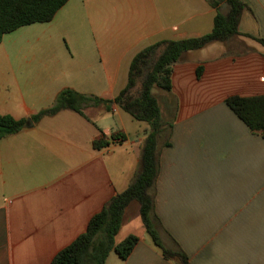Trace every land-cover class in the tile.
<instances>
[{"label": "crops", "instance_id": "crops-1", "mask_svg": "<svg viewBox=\"0 0 264 264\" xmlns=\"http://www.w3.org/2000/svg\"><path fill=\"white\" fill-rule=\"evenodd\" d=\"M121 1L67 0L51 20L23 25L0 41V85L13 87L0 91V113L24 118L26 124L0 138V264H50L138 170L141 144L151 130L146 121L137 138L128 141L124 128L99 123L104 104L86 105L83 114L65 108L32 120L55 103L63 88L99 97L106 91L113 97L121 89L116 90L114 65L103 48L79 46L75 40L84 31L64 27L70 21L89 25L108 7L114 16ZM145 1L151 15L144 32L124 41L129 45L125 51L133 48L130 60L150 38L200 36L213 26L216 9L208 0ZM241 1L239 33L183 52L172 66L170 90L156 95L161 126L154 214L163 245L180 248L190 264H264V139L225 102L232 95H264V45L257 40L264 39V0ZM171 6L182 11L174 23ZM219 9L226 12L228 6L222 1ZM18 37L23 39L18 42ZM51 37L61 40L49 47ZM67 39L72 45L66 48ZM42 41L48 44V60L40 76L30 78L27 70L34 59L25 48ZM213 44H218L214 54L198 57ZM89 53L92 58L83 57ZM5 69L10 79L2 78ZM120 110L111 107L119 118ZM110 131L125 139L100 149L92 146ZM132 209L134 218L127 214ZM132 218L142 222L136 200L126 207L119 228L125 232L115 241L134 234ZM136 235L126 258L111 257L110 251L105 264H177L163 256L147 231Z\"/></svg>", "mask_w": 264, "mask_h": 264}, {"label": "trees", "instance_id": "trees-1", "mask_svg": "<svg viewBox=\"0 0 264 264\" xmlns=\"http://www.w3.org/2000/svg\"><path fill=\"white\" fill-rule=\"evenodd\" d=\"M222 1L228 6L226 12L219 9ZM66 2L67 0H0V41L5 33L23 25L51 20ZM208 2L216 9L211 30L200 36L157 40L137 51L130 60L127 81L115 96H90L66 87L59 91L53 105L32 115V120L37 121L44 115L55 114L65 108L83 114L86 105L104 104L106 110L117 105L133 118L148 122L151 128L142 141L138 170L132 180L90 217L85 230L61 248L50 264H105L110 251L126 258L138 241V236L130 233L120 241H115V236L121 226L124 211L132 200L137 201L142 224L163 256L175 260L177 264H190L187 255L180 248L163 245L157 228L159 223L154 214L152 188L158 170L156 147L161 123L158 99L152 88L155 86L165 91L170 90L172 66L183 52L200 48L211 41L226 42L239 33L238 23L245 4L241 0ZM257 40L264 45V39ZM201 71V67H197V76ZM137 83L139 88L133 94ZM225 102L251 131L259 133L264 139V95H232ZM25 125L24 118L0 113V138L23 129ZM116 139L122 141L125 136L120 132L111 133L109 139L103 135L93 140L92 146L100 149L108 145L110 140Z\"/></svg>", "mask_w": 264, "mask_h": 264}, {"label": "rangeland", "instance_id": "rangeland-1", "mask_svg": "<svg viewBox=\"0 0 264 264\" xmlns=\"http://www.w3.org/2000/svg\"><path fill=\"white\" fill-rule=\"evenodd\" d=\"M111 10L112 8L110 7L106 8V10L103 11L102 13L103 17L90 21L89 25L86 24L85 26V23L70 21L64 27L65 30L67 31H70L71 28H74L75 32L84 31L82 35H80L79 38L75 40V42L79 41V46H81L84 42H86L87 48H90V50H92L91 47H93L94 44L100 45L103 48L104 57L106 58L107 62L109 61L111 65H114L111 72L115 76V79L117 81L116 90L118 91L120 88L124 86L127 80V71L130 61L128 54L133 51V48L128 49V51H125L127 46H129L125 44V42H132L135 39L134 37H139L144 32L146 17L151 15V7L146 4L145 0H122L121 5L120 6L118 5L116 7L114 16L110 15ZM221 10L224 11L225 9L222 8ZM155 13H157L156 7H155ZM181 14L182 11H177L176 8L171 6L170 18L172 23H174L173 21L177 20ZM153 25L155 27L156 22H154ZM27 37L28 36H26V38ZM22 39L23 37H18V42L21 41ZM156 39L157 38L153 37L150 38L149 41L147 42L148 44H150L154 42ZM57 40H61V38L60 39H57V37L49 38L47 40V42L49 43V47L53 45ZM143 42L146 43V41ZM64 45L67 48L68 46L70 47L72 44L69 41V39H67ZM214 45H218V44H213L211 48L204 50V52H200L198 57L207 58L212 54H214L213 52H216L215 49L216 47H218ZM47 46L48 44L46 43V41L37 42V43L34 42L33 45L26 46L25 48L26 51L24 50V46H18L17 51H20L21 53H24L25 51L29 53L31 56H33L34 60L31 66L27 70V73L30 76V78H38L42 72L43 67H45L44 65L48 60L46 55ZM83 57L92 58L93 54L92 53L84 54ZM106 70L109 71L108 63ZM23 74H24V70H23ZM23 74L21 77H23ZM12 76L13 75L10 73L9 70L7 69L3 70V76H2L3 79L5 78L10 79V77ZM138 88H139V84L137 83L136 87L133 88V94L137 93ZM9 89L11 90V92L13 91V87H11V85L9 84L2 83V85H0L1 93H4ZM161 91H162L161 89L155 86L152 88V92L155 95H157ZM108 92L106 91L104 94H102L101 97L110 98ZM118 113H119L118 115H121V118L115 115L111 111V109L104 111L103 114L100 115L101 117L99 119V123L106 128H113L111 130H114L115 127L118 126L124 128V130L127 133V140L133 141V139L137 138V133L140 132L142 127H144L147 123L145 121H139L134 119L130 114L124 112L123 110H120ZM95 114H97V111L95 112ZM112 132L113 131L107 132L104 134V136L109 139V136ZM112 142L113 140H110V144ZM109 170L110 173L114 174V171H112L113 167L109 166ZM127 214L129 215V217L134 218L133 209L128 210ZM133 218H132V224H134L135 222V224L133 225L134 234H141L142 232L145 233L146 231L142 222H140L139 219L135 220ZM124 232H125L124 228L120 229L117 233V236L124 234ZM110 255L111 257L114 258L116 257L114 251H111Z\"/></svg>", "mask_w": 264, "mask_h": 264}, {"label": "built area", "instance_id": "built-area-1", "mask_svg": "<svg viewBox=\"0 0 264 264\" xmlns=\"http://www.w3.org/2000/svg\"><path fill=\"white\" fill-rule=\"evenodd\" d=\"M117 141H118V139L114 140L113 142H117Z\"/></svg>", "mask_w": 264, "mask_h": 264}]
</instances>
